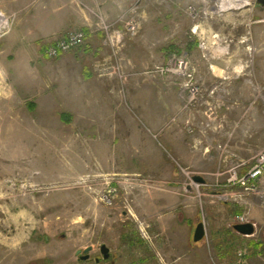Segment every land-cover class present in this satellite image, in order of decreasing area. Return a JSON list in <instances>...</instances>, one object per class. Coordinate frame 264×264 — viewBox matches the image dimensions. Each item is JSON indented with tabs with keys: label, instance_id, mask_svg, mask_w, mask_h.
Wrapping results in <instances>:
<instances>
[{
	"label": "rangeland",
	"instance_id": "1",
	"mask_svg": "<svg viewBox=\"0 0 264 264\" xmlns=\"http://www.w3.org/2000/svg\"><path fill=\"white\" fill-rule=\"evenodd\" d=\"M261 1L128 0L115 13L90 0H0V264H243L255 245L264 254V196L228 183L264 150ZM82 15L105 35L48 58L43 48L68 33L50 36L55 21L84 33ZM176 211L194 225H160ZM243 214L254 236L233 230ZM199 223L204 246L190 258Z\"/></svg>",
	"mask_w": 264,
	"mask_h": 264
},
{
	"label": "crops",
	"instance_id": "2",
	"mask_svg": "<svg viewBox=\"0 0 264 264\" xmlns=\"http://www.w3.org/2000/svg\"><path fill=\"white\" fill-rule=\"evenodd\" d=\"M90 2L92 3V5H94V6H96V8L95 9H97L98 11H101L102 12V10L100 9V7L101 6H104V5H109V3H112V4H114L115 5V9L112 11V12H115V13H117L118 11H120L121 10V6L123 5V4H126V2H128V0H90ZM138 4H140V3H138ZM139 6V5H138ZM104 8V10H105V12H108V13H110V11H108L109 9H105V7H103ZM103 14H105L104 12H103ZM129 12H127L126 10L125 11H121L120 13H119V15H118V17H117V19H116V21H115V23H118V22H122L123 20H124V18L126 17V15L127 16H129ZM51 19H53V18H51ZM81 19H82V22L83 23H80V25L77 27V28H79L80 30H82L85 34H86V39H87V41H88V43H87V45L85 46H83L81 49H83L85 52L86 51H90V47H89V45H90V42H95V40L98 38V37H100L101 35L103 36V35H105V32H101V29L100 28H95V27H99V24L97 23V22H95L94 20H92L91 18H89V17H86L85 15H82V17H81ZM130 20H132V19H130ZM133 20H135L136 21V19H133ZM114 23V24H115ZM65 23H63V20L60 22V23H58V21L56 22L55 21V28H54V31L52 32V33H50L49 35L50 36H58L60 33H67V31L69 32L70 31V29L71 28H68L69 27V24L68 25H66V27H65V25H64ZM71 26V25H70ZM72 27V26H71ZM121 27V26H120ZM119 27V28H120ZM68 28V29H67ZM80 49V48H79ZM79 49H76V50H79ZM76 50H74V51H76ZM153 201V200H152ZM162 204V203H161ZM163 205V204H162ZM154 207L156 206V205H153ZM159 206H161V205H159ZM190 208V207H189ZM185 213H188L187 215H189V217H191V215H192V213H191V210L189 209V210H187L186 208H185ZM163 220L164 219H166L165 221L166 222H168L169 223V220H170V223L169 224H167V223H165V222H162V224H160V225H174L173 227L177 230H179V229H181V228H184V227H188V228H190L191 226L190 225H194L193 224V222L191 221V219L189 218V220H182V221H180L179 220V217H180V215H179V211H176V212H170V213H164L163 214ZM221 225H224V226H222V228H225V225H229L227 222H226V216L224 215L223 216V221H222V224ZM173 227H169V229H171V230H175ZM197 227V226H196ZM196 228H194V230H195ZM175 230V231H176ZM234 230V229H233ZM177 232H179V231H177ZM195 232V231H194ZM229 233V236L231 235L230 234V232H228ZM237 233V232H236ZM236 239L237 240H239V238L238 237H236ZM229 242V243H228ZM227 243H225V244H222L225 248H227V247H232V240L231 241H228ZM195 243V242H194ZM181 243H179V244H175V243H173V245H172V248H171V250H173L174 252H176V250H177V248H178V250H180V248H181V246L182 245H180ZM196 244V243H195ZM185 245H183V247H184ZM202 246H204L203 245V243H197L196 244V246L195 247H190V248H187V251H185V249L183 250V252H185V253H187L188 255H189V257L191 258V257H193V252L195 253L196 251H194V250H198V251H200L201 250V248H202ZM222 246V247H223ZM256 247V250H254V252L250 255V256H248V257H246V259H245V261H243V264H262V262H264V254H262V250H261V247H257V245H255ZM234 247V246H233ZM186 248V247H185ZM234 250V249H233ZM235 251H236V249H235ZM197 254V253H196ZM239 256L240 257H242V255H240L239 254ZM221 260L222 261H224V262H226V263H224V264H240V259L238 260V256L236 257V258H234V257H232L231 259L229 258H225V257H222L221 258Z\"/></svg>",
	"mask_w": 264,
	"mask_h": 264
},
{
	"label": "built area",
	"instance_id": "3",
	"mask_svg": "<svg viewBox=\"0 0 264 264\" xmlns=\"http://www.w3.org/2000/svg\"><path fill=\"white\" fill-rule=\"evenodd\" d=\"M99 19H101V17ZM128 28L130 33H134L137 29L136 21L133 19L130 20ZM105 29L108 30L109 27H106ZM116 40L117 42H120L122 40V36L118 35ZM84 43V33L68 32L65 37L57 39L54 43L48 45L44 50V54L48 58L54 59L81 48ZM179 68L186 70L188 68V64L184 60H181L179 62ZM244 166L246 165L240 164L230 169L228 172L230 174L228 183L231 186H238L242 188L248 194L264 196V150L260 151L254 157V164L251 167L245 170L244 173H240V170ZM235 219L237 224H244L248 222L245 214L237 215Z\"/></svg>",
	"mask_w": 264,
	"mask_h": 264
},
{
	"label": "water",
	"instance_id": "4",
	"mask_svg": "<svg viewBox=\"0 0 264 264\" xmlns=\"http://www.w3.org/2000/svg\"><path fill=\"white\" fill-rule=\"evenodd\" d=\"M262 3H264V0L261 1ZM1 15V13H0ZM193 181L195 183H198V184H206V181L203 177L201 176H195L193 177ZM233 229L235 232H237L239 235L241 236H244V237H251V236H254L256 234V227L253 223H244V224H236L233 226ZM206 237V229H205V225L203 223H199L195 229V232H194V242L195 243H200L202 242ZM92 249L89 248V249H86L84 251V253L86 254L85 257H83L84 260H88L90 257H89V252L91 251ZM101 252L104 256V260H109L110 257H111V253H110V249L106 246V245H103L101 247ZM82 252L79 251L78 252V255L81 254Z\"/></svg>",
	"mask_w": 264,
	"mask_h": 264
},
{
	"label": "bare ground",
	"instance_id": "5",
	"mask_svg": "<svg viewBox=\"0 0 264 264\" xmlns=\"http://www.w3.org/2000/svg\"><path fill=\"white\" fill-rule=\"evenodd\" d=\"M243 1H244V3H246V4H248V2H249V0H243ZM2 15H3V14L1 13L0 19L3 18Z\"/></svg>",
	"mask_w": 264,
	"mask_h": 264
},
{
	"label": "trees",
	"instance_id": "6",
	"mask_svg": "<svg viewBox=\"0 0 264 264\" xmlns=\"http://www.w3.org/2000/svg\"><path fill=\"white\" fill-rule=\"evenodd\" d=\"M83 46H84V45H83ZM83 46H82V47H83ZM82 47H81V48H82ZM81 48H80V49H81ZM80 49H79V50H80ZM44 50H45V48H43V52H44Z\"/></svg>",
	"mask_w": 264,
	"mask_h": 264
}]
</instances>
